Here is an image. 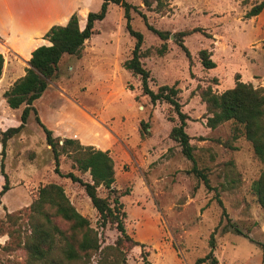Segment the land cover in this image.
I'll return each instance as SVG.
<instances>
[{
  "label": "rangeland",
  "instance_id": "1",
  "mask_svg": "<svg viewBox=\"0 0 264 264\" xmlns=\"http://www.w3.org/2000/svg\"><path fill=\"white\" fill-rule=\"evenodd\" d=\"M125 1L144 15L145 20L129 10L131 28L142 34L140 49L146 53L140 61L149 71L148 87L155 91L159 85L174 84L178 88L180 110L188 116L184 130L190 137L194 163L168 138L170 127L178 123L173 108L163 101L151 103L141 93L139 77L121 66L130 55L134 38L125 28L123 9L114 3H108L104 18L94 22L96 32L83 42L79 56H62L55 76L35 101L37 115L58 145L63 138H72L108 152L113 162V186L127 192L119 197L125 231L142 244L128 251L127 264H140L141 253L146 254L148 264H193L209 251L210 234L214 264L236 263L253 252L255 242H261L264 213L254 199L251 183L263 166L249 141L243 136L231 137L230 122L214 128L205 125V107L198 92L210 86L220 93L231 87L237 76L253 87L264 88V7L257 15L246 17L245 12L260 0H165L160 11L146 10L140 0ZM100 3L88 0L87 6L76 7L80 27L86 13L96 11ZM145 21L167 33L166 39L149 30ZM192 27L199 30L181 38L189 51L188 63L175 39L177 32ZM162 43L165 49L160 53ZM2 46L0 42L3 83L13 55ZM202 49L209 52L214 67L206 69L200 64L198 51ZM21 108L11 109L0 96V131L13 120V125L18 124ZM66 119L73 123L68 125ZM140 122L147 125L146 131H140ZM2 160L8 186L14 187L8 198L20 192L23 195L24 204L9 211L18 216L14 227L27 228L26 206L40 185L53 182L88 219L101 246L113 243L117 230L109 223L100 226L82 187L54 171L52 153L31 112L22 129L5 141ZM193 164L206 175L209 188L191 171ZM57 169L90 180L87 172L71 168L65 153L58 156ZM96 191L99 196L107 194L102 187ZM216 198L229 223L247 238L228 226ZM7 226L1 225L0 264H23L21 249H1L9 241ZM200 264L210 263L205 260Z\"/></svg>",
  "mask_w": 264,
  "mask_h": 264
},
{
  "label": "trees",
  "instance_id": "2",
  "mask_svg": "<svg viewBox=\"0 0 264 264\" xmlns=\"http://www.w3.org/2000/svg\"><path fill=\"white\" fill-rule=\"evenodd\" d=\"M146 10L160 11L164 7L165 0H140ZM108 3H114L123 9L125 28L134 43L128 58L124 59L121 66L131 75H137L140 81L141 93L146 95L151 103L163 101L168 103L177 115L178 123L170 127L168 138L174 141L180 149L181 154L194 163L190 137L185 132L187 115L180 110L178 102V88L172 85H159L156 90L148 87L150 79L149 71L143 67L140 57L145 51L140 49L142 34L133 30L129 24V10L133 9L144 19V15L136 10V7L125 0H101L96 11H88L82 27L78 24L76 14L73 12L63 25H51L42 38L49 42L48 45H39L30 52L27 67L24 74L16 78L10 87L2 92L6 104L11 109L22 106L18 115V124L9 126L0 131V174L3 183L0 195L8 188V178L3 170V154L5 141L19 132L24 126L31 112L35 123L44 134L45 143L52 153L54 171L61 177L68 178L82 187L89 199L91 206L97 213V219L101 227L106 223L112 225L118 232L117 237L111 245L101 246L97 231L89 225L88 219L78 213L68 198L65 196L59 184L48 182L37 188L36 196L26 206L24 214L27 228L20 230L17 215L14 212H6L0 218V234L3 232L1 225L7 223L6 233L9 237L3 250L15 248L23 251V264H127L126 255L128 251L139 244L126 233L123 224L125 212L119 197L126 194V190L119 191L113 186L114 169L113 162L106 150L96 149L90 145H82L72 138H63L58 145V139L51 136V131L40 121L32 102L45 90L48 81L51 80L58 68V63L63 55L78 57L83 42L95 33L93 24L104 18ZM264 7V0L250 6L245 12L246 17L257 15ZM145 25L149 30L165 40L167 33L154 29L151 25ZM199 28L192 27L177 32L178 46L189 60V51L182 43L184 35L198 31ZM165 44H161L158 52L162 53ZM207 50L198 51L200 64L210 69L214 62L210 59ZM3 67V57L0 54V75ZM199 97L205 107V125L214 128L223 122L231 123V137L234 139L243 136L249 141L252 151L262 163L263 169L258 177L251 183V191L258 206L264 213V88L253 87L249 82H242L238 76L235 77L231 87L220 93L214 92L210 86L200 88ZM141 123L140 131H146L147 125ZM65 153L71 160V168L79 172H87L89 181H83L72 171L61 173L57 169L58 156ZM191 171L201 179L203 185L209 188L208 179L201 169L191 166ZM102 187L107 191L105 196H99L96 188ZM110 195H112L110 197ZM221 207V215L226 213L219 198H216ZM19 213V212H18ZM228 226L236 234H242L226 217ZM262 251L261 262L264 264V244L255 242ZM213 236L209 235V251L202 257L194 260L193 264L203 263L208 260L210 264L215 263L212 254ZM142 262L148 264L146 254L141 253Z\"/></svg>",
  "mask_w": 264,
  "mask_h": 264
},
{
  "label": "crops",
  "instance_id": "3",
  "mask_svg": "<svg viewBox=\"0 0 264 264\" xmlns=\"http://www.w3.org/2000/svg\"><path fill=\"white\" fill-rule=\"evenodd\" d=\"M73 1L74 5H72ZM87 1L88 0H0V42L3 44L2 47L7 46L9 48L6 49L13 55V60H11L10 66L7 68V79L3 83L1 82L3 74L1 71L0 96L15 80L8 82L9 79H11L17 72H19V75L16 78L24 74V68L27 67L30 52L39 45L49 44L47 40L42 38L46 30L51 25H63L70 14L75 12L76 7L78 5L85 6ZM36 41L39 42L34 45ZM40 41H44V43ZM0 54L4 57L2 50H0ZM4 62L6 63V60H4ZM38 98L32 102L36 111L37 108L35 101H38ZM5 108L6 110H9L7 106H5ZM18 109L19 108H16L15 111H18ZM8 114L12 113L9 112ZM85 115L87 114L85 113ZM65 121L69 123L68 125L73 123L69 119H66ZM14 122L15 121L13 120V123ZM13 123L11 126H16L13 125ZM7 127H9V125ZM1 130H4V128ZM84 137L89 139V135ZM8 142L9 141H7V143ZM2 183L3 178L0 179V188ZM12 189H14V187L9 186V188L0 196V217L5 211H13L24 204L23 195L21 194L22 192H20V195L22 196L17 195L16 197L8 198V192ZM260 234V243L264 244V222L260 224ZM261 257L262 251L259 246L255 244L253 252L233 264H263L261 262Z\"/></svg>",
  "mask_w": 264,
  "mask_h": 264
}]
</instances>
